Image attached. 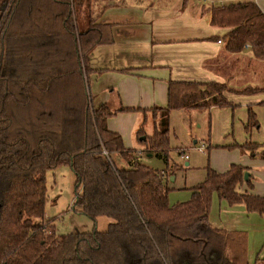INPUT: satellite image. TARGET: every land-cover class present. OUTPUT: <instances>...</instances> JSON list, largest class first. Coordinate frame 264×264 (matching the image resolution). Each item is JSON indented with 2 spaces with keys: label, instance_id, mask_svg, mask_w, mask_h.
Wrapping results in <instances>:
<instances>
[{
  "label": "trees",
  "instance_id": "16d2710c",
  "mask_svg": "<svg viewBox=\"0 0 264 264\" xmlns=\"http://www.w3.org/2000/svg\"><path fill=\"white\" fill-rule=\"evenodd\" d=\"M131 1L0 0V264H256L246 256L243 232L218 229L209 220L213 193L264 216V195L241 191L250 184V174L244 179L248 168H207L204 181L189 188V199L170 205L165 169L137 161L139 152L107 126L109 117L127 110L92 102L89 54L113 42L110 25L98 19L113 3ZM133 1L152 5V0ZM209 7L211 24L226 29L221 41L232 55L215 68L246 62V73L251 64L264 72V12L256 2ZM233 77L170 80L166 107L151 109L153 133L136 132L143 142L150 140L145 151L167 160L172 110L206 109L209 116L214 106L234 109L225 97ZM242 92L256 93L249 85ZM252 127L259 122L249 105L244 130ZM209 133L210 127L207 142ZM234 147L264 158V143L248 139L226 148ZM112 154L127 167L118 168ZM61 166L76 177L74 208L93 221L112 220L105 231L58 234L54 218L45 216V175Z\"/></svg>",
  "mask_w": 264,
  "mask_h": 264
},
{
  "label": "crops",
  "instance_id": "0c3cea01",
  "mask_svg": "<svg viewBox=\"0 0 264 264\" xmlns=\"http://www.w3.org/2000/svg\"><path fill=\"white\" fill-rule=\"evenodd\" d=\"M134 2L132 0L130 5L113 3L102 11L98 22L110 25L113 42L99 45L90 52L88 60L91 72L88 76V87L95 106L106 104L112 110L120 106L127 110L118 111L109 117L107 126L122 136L126 147L135 148L139 152L140 147H131L137 125L141 120L145 121L147 116L152 117L153 107H166L167 85L170 80L224 82L228 75L235 74V69H238L239 74L236 79L241 80L246 77V62L238 63L230 70L220 71L215 68L214 64L218 60H230L232 55L225 51L222 41L218 42L226 29L211 24L212 12L206 2L172 0L167 5L153 2L148 7H139L134 5ZM247 85L251 84H237L239 90ZM260 85L264 88V84ZM257 96L261 99L250 102H247L246 95L242 94L229 98L240 107L237 111L243 130L249 104L252 105L259 122V127L249 130L250 133L244 130V138L240 142L248 139L260 142L264 140V94ZM236 109L237 106L234 109L214 106L209 110L210 126L222 132L220 140H224L223 142L234 140L229 136V127ZM253 132L256 133L254 137ZM193 144L195 149L204 147V144L198 141ZM208 146L211 147V144ZM204 148L207 149V146ZM223 153L226 157L225 163L216 170L224 172L229 169L231 163H236L248 167L249 172L251 171L246 165L252 162L246 160L249 156L237 150H223ZM150 155L149 153L148 156ZM182 155L187 154L184 151ZM136 158L140 162V158ZM250 174L252 179L253 174ZM168 181L169 179L165 181L167 186L172 188L168 194L170 205L189 199L192 192L190 187L173 188ZM245 185H242L241 191L264 195L258 191L257 193L247 190ZM174 190L180 192L172 193ZM209 220L218 229L244 233L247 252L250 253L247 258L251 263L255 262L261 253L264 259V216L247 212L243 205H229L213 193Z\"/></svg>",
  "mask_w": 264,
  "mask_h": 264
},
{
  "label": "rangeland",
  "instance_id": "374dc122",
  "mask_svg": "<svg viewBox=\"0 0 264 264\" xmlns=\"http://www.w3.org/2000/svg\"><path fill=\"white\" fill-rule=\"evenodd\" d=\"M171 1L172 0H152V4L154 2V4L160 3L167 5ZM221 1L224 5H227L229 4V2L235 0ZM254 1L264 12V0ZM103 3L104 2H100L101 5ZM247 69L251 71V73H246L248 77L237 80L236 76H239V74L238 69H236L234 77L229 81L231 83L237 84H239V82H247L251 85H257V87L249 85L252 88H255L256 95L244 93L242 92L244 88L239 90L237 84H231L227 82L229 88H227L225 91V97H227L229 101H231L229 99L230 96L241 94L246 95L247 102L256 101L255 99H261V97L257 96L258 94H264V88H261L262 85H260L264 84V76L261 77L262 75H264V72H262L259 67L252 64ZM249 105L252 106L251 104ZM236 106L237 109L234 112L233 120L231 121L229 127V136L233 137V139L236 141L230 140L223 142L224 140H220V135L222 136V132H219V129L216 128L212 129V127L210 126L211 118L210 115L208 116V111L206 109H190L187 111L172 110L169 113V131L167 133V142L169 147L171 146L172 150L170 149L169 156L166 158L167 160H165L164 158L158 159L154 154L145 151L144 147L150 144V140L147 137L146 141L143 142L141 139H143L144 137L139 138L136 135V131L138 129H140V131L145 136L151 135L153 133V118L151 116H147L145 121L141 120V122L137 125V128L134 132V142L131 147H140L139 153H136L135 155L140 158L141 163L156 168L160 171H163L165 169L166 175H169L168 183L172 185L173 188L178 187L184 189V187L194 186L204 181L207 168L216 170L220 167V165H223L225 163L226 157L223 153V150H226L227 152L237 150L239 153L249 156L248 153L242 152L240 148H226L227 145H232L236 142H240L244 138V130L243 127H241V121L237 111L240 107H238L237 104ZM239 114L241 115V111L239 112ZM259 117L261 120H263L261 115H259ZM209 127L210 139L208 143L207 137ZM251 129L253 130L255 128L252 127ZM247 132L250 133V131ZM255 134L256 133L253 132L252 136L254 137ZM194 141H198V143L204 144V147L207 146L208 148L206 149L203 147L201 151L199 149H195L193 146ZM257 141L249 139V142H251L252 144H263L264 142V140L262 142H260L259 140ZM208 144H211L210 148ZM259 148L260 147H258L257 149L259 150ZM182 149L183 153L185 151V154H187V159L184 158V156L182 155L183 153L180 154ZM149 153L151 154L150 156H148ZM111 157L118 168L127 167L128 163L121 159L118 154H112ZM249 157H246V160H250L252 162L251 164L246 165L250 167V172L253 174V178L251 179L250 176V184L244 183L246 184L245 188L247 190L264 193V158L255 157L256 159H254ZM135 159L137 160V158ZM186 162L188 163L187 165L185 164ZM175 165H178L179 168L176 169L175 167H173ZM247 170L249 177V168ZM216 171L220 172L218 170ZM171 177H173V179L175 180L171 179ZM45 191V216L54 218V223L58 234L69 232H87L92 231L93 229H96L98 231H105L108 224L112 222V220H110L106 216H98L96 217V220L93 221L88 216L81 213L77 208H74L75 195L77 193L76 177L69 166H61L56 169L48 170L46 172ZM176 192L180 191L174 190L172 193ZM247 255H250V253L246 251V256ZM250 258L252 259V255L250 256ZM263 260V254L261 253V255L256 259V264H264Z\"/></svg>",
  "mask_w": 264,
  "mask_h": 264
},
{
  "label": "built area",
  "instance_id": "2783aa9c",
  "mask_svg": "<svg viewBox=\"0 0 264 264\" xmlns=\"http://www.w3.org/2000/svg\"><path fill=\"white\" fill-rule=\"evenodd\" d=\"M203 2H206L208 6H216V5H223V2L221 0H201ZM221 40H218V42H220ZM197 149H199L200 151L203 149V146H199L197 147ZM106 153V151H104ZM185 158H187V156H184Z\"/></svg>",
  "mask_w": 264,
  "mask_h": 264
},
{
  "label": "water",
  "instance_id": "95a60500",
  "mask_svg": "<svg viewBox=\"0 0 264 264\" xmlns=\"http://www.w3.org/2000/svg\"><path fill=\"white\" fill-rule=\"evenodd\" d=\"M187 164V163H185ZM171 179H173V177H171ZM244 179L247 180L248 179V173L247 172H244Z\"/></svg>",
  "mask_w": 264,
  "mask_h": 264
}]
</instances>
